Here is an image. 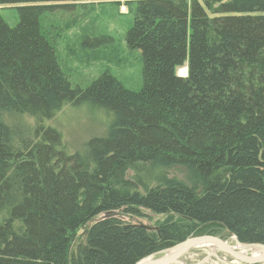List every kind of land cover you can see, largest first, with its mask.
Returning a JSON list of instances; mask_svg holds the SVG:
<instances>
[{
  "label": "trees",
  "instance_id": "obj_1",
  "mask_svg": "<svg viewBox=\"0 0 264 264\" xmlns=\"http://www.w3.org/2000/svg\"><path fill=\"white\" fill-rule=\"evenodd\" d=\"M75 1L0 0V264H137L210 225L264 246V0H138L137 93L62 72L41 16ZM69 106L107 129L76 153L45 125Z\"/></svg>",
  "mask_w": 264,
  "mask_h": 264
},
{
  "label": "rangeland",
  "instance_id": "obj_2",
  "mask_svg": "<svg viewBox=\"0 0 264 264\" xmlns=\"http://www.w3.org/2000/svg\"><path fill=\"white\" fill-rule=\"evenodd\" d=\"M138 0H76L41 16L43 35L53 45L57 62L73 87L85 89L94 80L106 74L121 87L137 93L142 86V59L140 52L131 50L125 35L132 27L135 4ZM204 2L206 0H199ZM225 1V0H223ZM214 7L217 4L213 5ZM2 19L14 28L19 23L17 6H0ZM185 77L186 65L176 70ZM45 125L57 129L69 153H76L94 137L106 135V124L87 107L64 108L54 120ZM142 217L123 216L122 220L134 225L156 228L165 219L149 211ZM84 230L76 233L82 241ZM213 236L233 246V237L218 226L201 228L193 237ZM181 264H242L219 250L197 247L180 260Z\"/></svg>",
  "mask_w": 264,
  "mask_h": 264
},
{
  "label": "water",
  "instance_id": "obj_3",
  "mask_svg": "<svg viewBox=\"0 0 264 264\" xmlns=\"http://www.w3.org/2000/svg\"><path fill=\"white\" fill-rule=\"evenodd\" d=\"M139 227L149 230V231L156 230V228H151V227L144 226V225H139ZM204 242L211 243L220 252H223L224 254L228 255L236 262H239L242 264H264V246L240 244L235 238L236 245L254 246V247H257L259 251L258 256L242 255L239 252L232 250L231 247L227 244V242L221 240L220 238L213 237V236L190 237L186 239L185 241L167 250H163L161 252L156 253L153 256L143 259L137 264H181L180 263L181 258H183L192 249L199 247V245ZM170 253L171 255H169Z\"/></svg>",
  "mask_w": 264,
  "mask_h": 264
},
{
  "label": "bare ground",
  "instance_id": "obj_4",
  "mask_svg": "<svg viewBox=\"0 0 264 264\" xmlns=\"http://www.w3.org/2000/svg\"><path fill=\"white\" fill-rule=\"evenodd\" d=\"M233 243H234L233 246L229 245L231 247V249L239 252L242 255H248V256H250V255L251 256H258L259 255V251H258L257 247L236 245L234 237H233ZM199 247H208L211 252H214V251L218 250L214 245H212L211 243H206V242L201 243L199 245ZM169 255H171V253Z\"/></svg>",
  "mask_w": 264,
  "mask_h": 264
}]
</instances>
